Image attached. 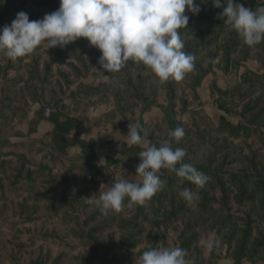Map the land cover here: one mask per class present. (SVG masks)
Returning a JSON list of instances; mask_svg holds the SVG:
<instances>
[{
	"label": "rangeland",
	"instance_id": "374dc122",
	"mask_svg": "<svg viewBox=\"0 0 264 264\" xmlns=\"http://www.w3.org/2000/svg\"><path fill=\"white\" fill-rule=\"evenodd\" d=\"M10 1L16 7L23 3L29 14L52 12L51 8L41 6L39 0ZM207 1L196 2L201 7L196 15L185 10L190 19L188 26L180 29L183 51L195 57V68L179 81L170 78V87L161 83L150 69L131 60L119 71L105 73L95 67L97 73L88 76L92 67L90 58L95 56L88 53V48L96 47L86 38H78L63 48L48 49L42 42L6 69L0 52V116L4 122L0 132V264L37 261V264H87L84 260L89 246L78 237L77 219L71 217H90L95 212L99 216H95L94 223H101L97 234L105 240L112 238L111 264H135L144 250L158 244L179 247L190 236L195 241L186 250L187 264H230L223 233L217 231V224L225 215L231 216L232 223L225 224L228 227L225 226L224 232L235 224L239 238L249 216L252 236H257L259 228L264 227V207L261 211L257 201L238 203L233 199L234 193H228L229 205L221 207V193L215 181L206 185L204 206L199 194L191 203L183 200L178 193L186 187H180L178 181L172 184L173 191H158L161 200L145 203L149 217L160 205L157 210L165 216L171 205L181 207L182 211L168 225L144 222L138 232L145 236L152 231L158 236L156 242L141 243L128 250L121 247L120 229L122 218H132L133 207L125 203L121 213L110 211L105 216L86 203L88 197L97 198L107 189L99 184L101 178L93 169H86L80 146L87 150V157L91 154L89 150L96 151L97 158L105 162H110V156L116 159L131 154L123 164L111 163L106 172L112 175L111 184L118 178L139 180L135 171L141 159L139 154L145 148L143 145L130 148L124 143L130 124L139 125L142 136L147 134L149 146L168 143L173 149L184 148L187 152L184 161L194 166L211 162L213 167L220 168L227 183L230 173L235 171L256 169L264 175L263 143L255 136L229 134L223 129L226 127L221 129L219 120L222 109L230 113L232 122L241 112L251 118L256 110L262 106L264 109V80L253 89L247 81L254 79L249 70L264 69V41L254 47L245 45L238 33L219 18L223 6L216 7ZM235 2L254 10L264 8V0ZM11 21L8 19L4 25H10ZM82 59L90 67L85 68ZM208 70L211 73L193 90V81ZM243 72L247 75H241ZM219 91L233 94L221 95ZM251 107L253 111L248 109ZM68 118L74 122L70 128L61 129L68 135L54 130V121L66 124ZM38 120L44 122L45 133L35 132ZM178 123L185 132L179 142L169 136ZM61 150L65 151L61 154ZM28 170L32 171L30 176ZM51 173L58 175L54 197L47 191ZM158 175L161 179L170 178L172 172L162 168ZM63 181L74 183L71 193L75 210L57 211L53 207L55 201L64 197ZM182 231L183 238L178 240ZM209 240L213 242L211 248L207 246ZM244 264L252 263L245 260ZM254 264H264V258H257Z\"/></svg>",
	"mask_w": 264,
	"mask_h": 264
},
{
	"label": "clouds",
	"instance_id": "9594fccd",
	"mask_svg": "<svg viewBox=\"0 0 264 264\" xmlns=\"http://www.w3.org/2000/svg\"><path fill=\"white\" fill-rule=\"evenodd\" d=\"M213 2L216 7L226 5L219 18L238 33L245 45L254 47L264 41V8L254 10L235 0ZM186 8L193 15L201 11L195 0H60L59 8L41 19L30 20L24 11L16 13L10 25L0 28V52L16 60L42 42L48 49L63 48L78 38H86L100 50L97 63L105 73L119 71L131 60L150 69L161 83L170 78L179 81L195 68V57L183 51L180 33L190 19ZM142 131L139 125L130 124L123 140L127 147L145 148L135 171L139 180L118 178L97 198L91 195L86 200L105 216L110 211H120L126 197L130 207L150 200L165 185L158 175L162 168L174 172L181 184L187 180L202 188L210 179L194 165L183 163L186 149H173L168 143L149 146L147 134L142 136ZM184 135L181 127L169 132L177 142ZM178 195L189 203L198 198V193L188 188L181 189ZM212 244L209 240L207 246L211 248ZM186 256L185 249L159 245L144 250L135 264H187Z\"/></svg>",
	"mask_w": 264,
	"mask_h": 264
},
{
	"label": "trees",
	"instance_id": "16d2710c",
	"mask_svg": "<svg viewBox=\"0 0 264 264\" xmlns=\"http://www.w3.org/2000/svg\"><path fill=\"white\" fill-rule=\"evenodd\" d=\"M200 0H195V2H198ZM2 2V0H0ZM213 3V0L207 1V4ZM41 6L46 7V8H51L52 11H55L59 8L60 1L59 0H39L38 2ZM10 0H6L5 3L0 4V28L4 26V24L7 22L8 19H14L16 13L19 11H24L29 15L30 20H37L43 18V12H36V14H29V12L26 10L24 7L23 3L19 6L16 7L14 6ZM215 6V5H213ZM226 6V5H223ZM24 7V8H23ZM88 53L95 55L93 58H90L92 67L86 63L85 60L82 59V63L85 68L90 67L91 69L88 71V76H92L95 72V67H97L96 71H104L103 69L100 68V65L97 63L98 58L101 55L100 50H97L96 48H88ZM4 55V54H3ZM5 63H4V68L12 67V63L17 61L16 60H11L10 58H7L4 55ZM248 71V70H247ZM97 73V72H95ZM211 73V71H204L202 72L194 81L192 84L193 90L196 89L197 86H200L204 78ZM249 76H253L254 79L247 80L250 86L253 87L257 84L261 86L260 81L262 82L264 80V69L261 71H250L248 72ZM241 75L246 76L247 73L243 72ZM251 78V77H250ZM256 79V80H255ZM82 82V81H81ZM167 87H170L171 82L168 80L165 82ZM234 91V90H233ZM232 92H222L219 91V94L221 95H232ZM246 92V91H245ZM240 95H243V92H238ZM255 99V98H254ZM253 99V100H254ZM252 100V102H253ZM259 99L257 98L256 101ZM250 101V100H249ZM249 103V102H248ZM222 105H219V108L221 109ZM256 107V105H255ZM249 110L253 109V107L248 108ZM40 110H44V107L41 108ZM263 106L256 110L254 114L252 115L251 118H246L244 116V112L239 113V118L235 121H231L229 119L230 113H227V110L220 111L219 113V120H220V127H226L223 129H226V132H229V134L233 135H246L248 137H257L261 143L264 145V122H263ZM253 111V110H251ZM1 112V111H0ZM244 116L245 118H242ZM1 118V116H0ZM48 119V118H47ZM51 120V119H50ZM56 120V119H53ZM39 120L35 122V128L36 125L38 124ZM53 122V121H52ZM68 123L66 124H60L58 122H53L55 123L54 130H61L63 127H66L67 129L70 128V124L74 122L72 119L68 118L66 121ZM3 124L4 122L1 120V126H0V132L3 130ZM176 127H180V124L178 123L175 127L172 129L174 130ZM64 131L65 135H68L67 131ZM69 131V130H68ZM42 141V139H40ZM94 143V140H91ZM75 143V141H74ZM151 146V145H150ZM87 147V145L85 146ZM131 148V147H130ZM80 149L84 155H81V158L84 160L85 164L87 165L86 169H93L94 174L97 176H100L102 183L99 182L100 185H104V188L108 189L111 186V178L112 175L107 171V167L113 164L121 163L123 164L127 160L131 158V154L126 153L119 155V159H111L109 158L110 162H105V163H100V162H95L94 160V154L95 151L92 153L91 150L88 152L91 153L89 154L90 156L87 157L88 154L87 150L83 147L80 146ZM65 150H61V154ZM125 160V161H124ZM5 160H3L1 166H3ZM183 163H186L183 159ZM179 167V164L177 165ZM199 171L203 172L206 174L210 179L205 183V185L200 188L191 182L185 180L183 184L179 182V178L175 175L174 172H172V175L170 178L166 177L161 180L165 181L164 187L161 189L164 193H168L173 191L174 187L172 184L174 182L178 181L180 183V187H186L188 189H195L202 201H204L203 206L205 205L206 202V196L207 192L205 191L206 185L212 183V181H215L218 185V189L221 193V207L225 208L227 205H229V195L228 193H234L233 194V199H235L238 203H243L244 201L253 203L257 201L261 207V211H263L264 207V175L261 174L260 171L254 169V170H244V171H235L231 172L228 178V183L226 182L223 174L219 170L220 168L213 167L211 165V162H206L204 164H199L195 166ZM87 171V170H86ZM21 173V171H20ZM28 176L32 174V171L28 170L27 171ZM58 175L51 173V179L49 180L50 187L47 189L48 192L52 193V197H54L55 193L57 192L56 188V177ZM74 184V183H73ZM73 184L63 181L62 187L64 188L63 190V195L64 197L58 201H55L53 203V207L55 210L59 211L65 208L69 209H74L75 210V200L74 196L71 193V188L74 186ZM106 185H108L106 187ZM227 185V186H226ZM231 188V189H230ZM161 196L159 194H155L150 200L148 201H155V200H161ZM129 203L128 198L126 197L123 204ZM147 203V201L145 202ZM145 203L143 205L140 204H133L132 209H133V216L130 219H124L121 221L122 228L120 229V243L121 247L125 250H128L130 248H135L138 244L141 243H146V244H154L157 240L156 235L153 234L152 231H150L148 234L145 236L141 235L140 232H138V229L142 227L144 222H150V224L157 225V224H164L168 225L170 224L171 220L176 219V216L182 211L181 207L179 208H174V205H171L170 211L165 215L163 213L158 212V208L154 210L155 212H152V216L149 217L147 213L145 212ZM260 209V208H259ZM258 209V210H259ZM144 210V211H142ZM258 210L256 212L258 213ZM136 211V212H135ZM121 213V210L119 211ZM157 213L161 214V218L158 217ZM95 216H99L98 213H94V215L90 217H83L82 216H70L72 219L75 218L77 219V225L80 229L78 232V237L83 239L86 243V245L89 246L87 250V257L85 258L84 262L87 264H93L95 261H97L99 264H111L114 260L112 258H109L110 256V245H111V240L112 238H109L108 240L103 239L102 236L97 234V231L101 228V223H94L96 221ZM231 224L232 223V218L231 216H222L221 221L219 224H217L218 228V233H223V238L225 239V244H226V255L229 256L231 255V263L230 264H244L245 260L250 261L252 264L255 263L256 259H262L264 258V227L262 226L259 228L257 232V236L253 237L252 236V223L251 220L248 216L247 221H245V226L242 230V234L238 238L237 235V230L235 229V224L230 228L229 230L224 232L225 224ZM224 224V225H223ZM189 228V226H187ZM228 227V226H227ZM191 228V227H190ZM220 229V230H219ZM184 231L180 232L177 236V239L180 240L183 238ZM195 239L193 236H190L186 239H183L181 242V247L182 249H189V246L194 243ZM160 244H158L159 246ZM157 247V246H156ZM231 254H229V251H232ZM35 263H30V264H37Z\"/></svg>",
	"mask_w": 264,
	"mask_h": 264
},
{
	"label": "crops",
	"instance_id": "0c3cea01",
	"mask_svg": "<svg viewBox=\"0 0 264 264\" xmlns=\"http://www.w3.org/2000/svg\"><path fill=\"white\" fill-rule=\"evenodd\" d=\"M0 126H1V118H0ZM46 128H45V125H44V122L42 121V122H38V124L36 125V128H35V132H37V133H39V134H41L42 132H46V130H45ZM44 132V133H45ZM93 135V134H92ZM93 137V136H92ZM40 138V137H39ZM125 143V142H124ZM124 145V144H123ZM96 152V151H95ZM97 154H95L94 155V160H95V162H100V163H105V161H103V159L101 160L100 158H97ZM113 156V155H112ZM111 157V156H110ZM110 157H108V158H110Z\"/></svg>",
	"mask_w": 264,
	"mask_h": 264
}]
</instances>
